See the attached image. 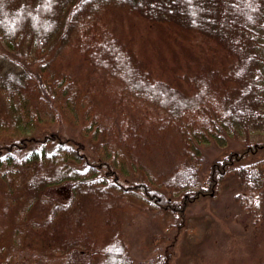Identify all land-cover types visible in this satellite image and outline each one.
I'll return each instance as SVG.
<instances>
[{"label": "trees", "instance_id": "16d2710c", "mask_svg": "<svg viewBox=\"0 0 264 264\" xmlns=\"http://www.w3.org/2000/svg\"><path fill=\"white\" fill-rule=\"evenodd\" d=\"M18 1L0 0L1 30L22 29L3 15ZM38 1L27 27L47 17L54 40L36 41L42 61L29 80L0 83V264L20 245L36 252L33 264H133L124 227L135 214L166 213L182 228L187 208L229 175L241 208L260 210L264 164L253 156L264 143L224 154L204 183L200 146H225L239 131L236 55L264 56V0ZM149 39L168 41L173 56L147 53ZM74 62L81 77L69 73ZM63 117L81 122L82 139L36 132Z\"/></svg>", "mask_w": 264, "mask_h": 264}, {"label": "rangeland", "instance_id": "374dc122", "mask_svg": "<svg viewBox=\"0 0 264 264\" xmlns=\"http://www.w3.org/2000/svg\"><path fill=\"white\" fill-rule=\"evenodd\" d=\"M24 1L26 2L19 0L10 7L12 9L6 11L8 13L3 14L8 19L5 23L22 29L16 32L11 31V26H8L9 31L0 29V83L7 81L13 85H21L29 80L36 65L42 61L36 53V41L41 45L49 46L54 40L47 17L39 19L36 16L34 20L37 23L32 22L31 19V26L27 27V16L33 18L32 13L40 12L41 5L38 0H33L35 3L29 1L28 5L24 4ZM136 1L142 2V0ZM25 5L27 8L23 9ZM146 9L151 12L150 7ZM21 10L25 16L19 21ZM45 12L50 15L49 10L46 9ZM12 15H15V19L10 21ZM174 18L182 19L184 23L188 22L186 17L174 16ZM10 42L15 45L9 46ZM137 43L139 45V41ZM144 44L145 51L149 54H160L165 57L174 54L171 51L169 55L167 54L166 48H170L171 45L166 40L159 42L149 39L143 42L142 49ZM252 52L256 57L254 49ZM252 52L250 51L249 55H236L238 64L236 78L240 82L242 94L236 101V107H230L231 112H234L233 117H245L243 120L235 119L239 131L235 137L227 138L225 146L221 147L214 142L200 146L205 157V164L200 173L202 183L210 164L222 159L224 154L241 149L249 143H264V82L256 76L258 67L264 70V56L262 59L257 57L260 61L257 65L255 63L257 58L255 60L251 58ZM82 69L81 64L74 62L69 73L71 76L81 77ZM12 72L19 74L13 77L17 79H8L11 78L9 73ZM7 73L8 76L4 79ZM22 76L25 78L20 79ZM252 99L255 103L249 104ZM72 121L63 117L60 124L39 126L36 132L59 131L64 136L82 139L79 131L81 122L75 124ZM253 159L264 164V147L257 151ZM1 183L0 181V185ZM59 192L63 193L62 189H59ZM239 193L235 177L227 176L217 195L201 198L187 208L184 225L179 229L168 222L169 215L166 213L148 211L145 214H135L134 222L124 227L133 264H140L164 252L170 254L169 264H264V187L262 205L255 214H247L241 208L240 199H235ZM20 246V251L12 258V264L36 263V252L33 253L26 247Z\"/></svg>", "mask_w": 264, "mask_h": 264}]
</instances>
